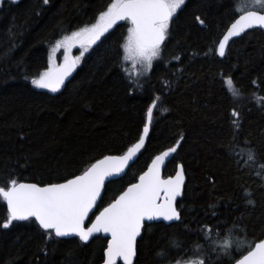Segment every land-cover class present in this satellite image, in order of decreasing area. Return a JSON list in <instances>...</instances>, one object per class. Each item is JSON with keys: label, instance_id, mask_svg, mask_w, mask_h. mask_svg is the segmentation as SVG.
Segmentation results:
<instances>
[{"label": "trees", "instance_id": "trees-1", "mask_svg": "<svg viewBox=\"0 0 264 264\" xmlns=\"http://www.w3.org/2000/svg\"><path fill=\"white\" fill-rule=\"evenodd\" d=\"M110 2L2 0L0 187L17 177L24 183H58L105 155H123L156 99L145 147L123 176L105 184L91 219L183 136L162 170L167 177L184 165L185 185L176 200L180 219L145 223L132 264H186L198 258L197 245L210 253L211 264H235L264 239V31L232 40L221 57L219 40L237 17L240 0H186L170 21L161 58L140 84L124 66L129 21L88 48L61 91L32 84L48 67L50 46L95 23ZM7 216L0 197V264L104 261L109 238L102 233L87 242L76 235L48 238L34 218L4 228ZM207 228L215 243L203 238ZM225 239L232 244L227 251L221 247Z\"/></svg>", "mask_w": 264, "mask_h": 264}, {"label": "snow or ice", "instance_id": "snow-or-ice-1", "mask_svg": "<svg viewBox=\"0 0 264 264\" xmlns=\"http://www.w3.org/2000/svg\"><path fill=\"white\" fill-rule=\"evenodd\" d=\"M44 3L47 4L48 0H44ZM252 4L264 7V0H251V3H245L242 7L246 9ZM184 5L185 0H111L105 10L99 12L95 23L79 28L70 35H64L62 39L56 41L52 53L54 54L61 45L67 48L76 43L87 50L109 29L117 25L118 21H129L131 26L127 28L125 52L140 57L150 70L153 58L160 55L170 21ZM196 20L200 24L204 23L199 16ZM256 25L264 26V12L244 11L219 40V55H225V45L231 37ZM125 59H128L127 55ZM78 60L79 57L69 62L65 57V63L57 67L52 65L50 57L48 69L31 82L55 92L64 83L65 77ZM227 83L231 85V79H228ZM230 91L234 97L239 96L238 90L231 88ZM157 103L158 100L153 99L152 105L147 107L142 132L138 133L136 142L128 147L123 155H105L80 170L79 174L69 173L61 177V182L58 183H24L20 182L18 177L5 180V186L0 187V197L6 201L8 216L2 226L8 228L13 221L34 218L48 238H53V235L66 237L74 234L83 242L89 241L94 233H109L111 239L107 241V247L104 249L103 264H117V258H122L125 264H132V257L136 255L137 237L141 235L146 221H152L157 217H162L166 221L180 219L176 200L185 185L184 165H177L175 175L167 177L162 174V169L166 158L175 153L181 145L183 136L166 151L152 158L147 170L139 175L137 182L129 183L98 215H95V219H91L90 213L101 196L106 178L122 173L129 165V161L145 147ZM233 114L238 116L235 110ZM233 123L239 126L235 121ZM252 159L253 153L249 151L248 160ZM12 175L9 174L10 177ZM89 220L90 224L87 223ZM202 235L208 243H215L211 240V228L204 230ZM221 247L223 251H227L232 247L231 241L225 239ZM193 253L198 258L190 259L186 264L206 262L211 264L210 253L204 251L200 245L196 246ZM161 255L163 258V254ZM235 264H264V239L255 243L254 247L249 246L247 253L237 259Z\"/></svg>", "mask_w": 264, "mask_h": 264}, {"label": "rangeland", "instance_id": "rangeland-1", "mask_svg": "<svg viewBox=\"0 0 264 264\" xmlns=\"http://www.w3.org/2000/svg\"><path fill=\"white\" fill-rule=\"evenodd\" d=\"M185 2H186V0H185ZM245 3H251V0H240V2L237 4V7H236V11L238 13H244V11H250V10L264 11V7H262L260 5H255V4H252L250 7L245 9L242 7V5ZM127 36H128V34H127ZM127 36H126V39H125L124 44H123V60H124L125 71H126V74L129 76V78L134 83L140 84L141 81L149 74L151 69L150 70L147 69L146 62L143 61L140 57L136 56L133 53H126L125 52L124 45L127 42ZM62 38L63 37H61L60 39H62ZM60 39H58V40H60ZM55 45H56V41L50 46L49 58L51 57L53 66L59 67L65 63V57H67L66 52H67L68 47L65 48L63 45H61V47H59L57 49V51L53 54L52 49ZM88 50H89L88 48H87V50L82 48L81 51L76 55V58L79 57V60L77 62L78 65L81 63L83 56L85 55V53L88 52ZM125 55L128 56V59H125ZM161 55H162V45H161L160 55L158 57L153 58L152 67L161 58ZM48 67H49V62H48ZM48 67H47V69H48ZM47 69H45L42 73H44ZM37 78H39V77H37ZM36 87H38V86H36ZM38 88H41V87H38ZM175 264H177V263H175ZM178 264H183V263H178Z\"/></svg>", "mask_w": 264, "mask_h": 264}, {"label": "water", "instance_id": "water-1", "mask_svg": "<svg viewBox=\"0 0 264 264\" xmlns=\"http://www.w3.org/2000/svg\"><path fill=\"white\" fill-rule=\"evenodd\" d=\"M250 11H254V10H250ZM262 12H264V11H262ZM240 15H243V13L239 14V15H238V16H237V17H236V18H235V19L229 24L228 27H230L231 24H232L236 19H238ZM124 22H125V21H118V22H117V25H114L113 28L109 29L108 32L105 33V34L101 37V39H102L104 36H106L107 34H109V33H110V32H111L116 26H118V25H120V24H122V23H124ZM228 27H227V28H228ZM254 29H259V30H261V31H264V26L256 25V26H253L252 28L245 29L244 32L239 33V35H237V36L231 37L230 40L228 41V43L225 45V53H226L227 48H228V46H229V44H230V42H231L232 40L237 39V38H239L240 36L244 35L246 32H248V31H250V30H254ZM226 30H227V29H226ZM226 30L224 31V34H225ZM224 34H223V35H224ZM222 38H223V36H222ZM222 38H221V39H222ZM101 39H100L99 41H97L95 44L91 45L90 47H94V46H96V45L101 41ZM163 43H164V42H163ZM163 43H162V44H163ZM80 48H81V47H80V45H79L78 43L73 44L71 47H68V49H67V58H68V61H69V62H71V61H73V60H76V56H75L74 52H76V51H77L78 49H80ZM222 57H223V56H222ZM77 67H78V65H77V63H76V65H75V67L72 69V71L68 74V76L65 77L64 83H63V84L61 85V87H60L59 89H57V91H55V92H59V91H61V90L65 87V84L71 79V77H72V76L74 75V73L76 72ZM44 89L47 90V91L53 92L51 89H48V88H44ZM169 158H170V156H169L168 158H166L165 164H166V162L169 160ZM133 159H134V157H133ZM131 162H132V161H129V165L131 164ZM129 165L126 166L125 170H124L122 173H120L118 176H112V177H108V178H106L105 184H106L108 181H110V180H114V179H117V178L123 176V175L125 174L127 168L129 167ZM164 166H165V165H164ZM146 170H147V169H146ZM162 170H163V169H162ZM174 175H175V174H174ZM104 186H105V185H104ZM103 189H104V187H103L102 190H101V195H102ZM100 197H101V196H100ZM100 197H98V199H97V203H98ZM178 197H179V196H178ZM178 197H177V198H178ZM97 203H96V205H97ZM96 205L94 206V209H95ZM90 214H91V213H90ZM153 221H163V222H167V223H168V222H171V221H166V220H164L162 217H157V218H154L152 221H146L145 223H150V222H153ZM173 221H175V220H173ZM141 232H142V231H141ZM99 233H102L104 236H106V237H108L109 239H111V235H110L109 233H104V232H99ZM94 234H95V233H94ZM69 236H75V235H74V234H71V235H69ZM139 237H140V236H138L137 239H138ZM136 242H137V241H136ZM134 259H135V256L132 257V263H133ZM119 262H123V263L125 264V262L123 261L122 258H117V263H119ZM102 264H103V263H102Z\"/></svg>", "mask_w": 264, "mask_h": 264}]
</instances>
